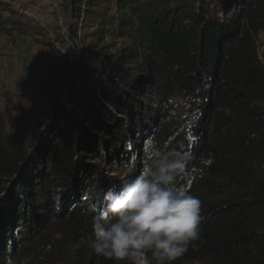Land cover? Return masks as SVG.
Returning <instances> with one entry per match:
<instances>
[{"label":"trees","instance_id":"trees-1","mask_svg":"<svg viewBox=\"0 0 264 264\" xmlns=\"http://www.w3.org/2000/svg\"><path fill=\"white\" fill-rule=\"evenodd\" d=\"M59 4L64 34L0 0V36L78 46L39 132L0 123V264H124L93 251L88 197L137 174L150 139L187 155L177 180L201 201L202 239L172 264H264V0Z\"/></svg>","mask_w":264,"mask_h":264},{"label":"clouds","instance_id":"clouds-1","mask_svg":"<svg viewBox=\"0 0 264 264\" xmlns=\"http://www.w3.org/2000/svg\"><path fill=\"white\" fill-rule=\"evenodd\" d=\"M187 158L150 139L137 174L120 177L119 189L107 190L102 200L88 197L96 255L124 264H172L197 246L202 239L201 201L177 180Z\"/></svg>","mask_w":264,"mask_h":264},{"label":"rangeland","instance_id":"rangeland-1","mask_svg":"<svg viewBox=\"0 0 264 264\" xmlns=\"http://www.w3.org/2000/svg\"><path fill=\"white\" fill-rule=\"evenodd\" d=\"M8 1L39 24L57 25L60 33L67 32L66 15L59 0ZM52 38L51 32L46 36L19 35L14 39L0 36V123L5 134L29 137L39 132L49 116L46 112L64 93L66 79L54 77L65 62L74 60L78 46L68 42L63 47L57 43L51 47L48 40ZM109 40L107 35L106 41ZM257 44L259 60L264 63V34L259 35ZM175 112L180 119L190 113L180 102Z\"/></svg>","mask_w":264,"mask_h":264},{"label":"bare ground","instance_id":"bare-ground-1","mask_svg":"<svg viewBox=\"0 0 264 264\" xmlns=\"http://www.w3.org/2000/svg\"><path fill=\"white\" fill-rule=\"evenodd\" d=\"M69 60V59H68Z\"/></svg>","mask_w":264,"mask_h":264}]
</instances>
